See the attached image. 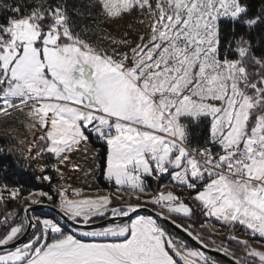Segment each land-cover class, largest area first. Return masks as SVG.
Instances as JSON below:
<instances>
[{
  "label": "snow or ice",
  "instance_id": "obj_1",
  "mask_svg": "<svg viewBox=\"0 0 264 264\" xmlns=\"http://www.w3.org/2000/svg\"><path fill=\"white\" fill-rule=\"evenodd\" d=\"M259 4L88 0L89 16L142 26L116 35L78 24L85 13L69 0H0V117L21 112L39 132L26 150L22 140L0 147L23 173L0 167V264H222L206 251L216 241L204 225L194 227L197 213L248 236L215 249L227 264H264L253 246L264 242ZM94 141L106 149L94 168L71 162ZM64 165L101 172L115 193L54 182L49 170L63 181ZM22 180L49 190L25 196ZM22 199V210L8 208Z\"/></svg>",
  "mask_w": 264,
  "mask_h": 264
},
{
  "label": "rangeland",
  "instance_id": "obj_2",
  "mask_svg": "<svg viewBox=\"0 0 264 264\" xmlns=\"http://www.w3.org/2000/svg\"><path fill=\"white\" fill-rule=\"evenodd\" d=\"M87 3L88 0H76L73 4H70L71 6L80 7L82 11H84L85 13L84 19H80L79 17H76L77 23L80 25L98 26L100 28H103L105 31L111 32L116 35H119L125 31H128L130 35H134L136 30H142V26L139 24L136 18L126 17L125 19L116 22H105L101 19L96 18L95 15L89 16L87 15V9L84 8V5H86ZM129 25H132V27L129 28ZM28 123L29 122L25 118V115L21 112H15L10 117H0V139L5 140V142H7L6 147H11L22 140L24 141V143L19 146L25 150L27 149L28 145L32 143L33 136L39 135L38 131L34 129H30L28 127ZM96 153H99V149L94 148L90 144H88L86 152L83 150L74 151L72 154H70V159L72 163L80 164L85 169L90 167L94 168L96 164L94 154ZM45 160L50 164L56 163L55 159H50L48 157H45ZM85 160H87V163H85ZM61 167L64 170L65 178L63 181H60L59 177L54 172L56 176L55 182L67 183L72 185L73 187H83L85 189L84 195H89V196H96L98 194L96 192L97 188L101 190L99 194H105L107 192L115 193L114 188L109 190L104 189L97 183L96 176L98 174V171L94 175L89 174L86 176L83 172H78L72 169L70 165H64ZM168 187L171 188L172 185L168 184ZM120 194L121 193H116V195H120ZM185 195H187V193H185ZM18 203L19 206L24 207V205L29 203V201L27 199H22ZM202 224L204 225L203 230H205L204 231L205 233L217 235L226 232L227 236H229L232 235L231 233L233 231V234L241 239L248 238V236L243 231H238L233 229L230 233L229 227L224 226L222 222L221 223L215 222L214 220L211 219L205 222V219L203 218L202 222L198 227L200 228ZM260 243L254 242L253 246L264 250L263 246L261 245L259 246ZM213 247H218V245L215 244V246Z\"/></svg>",
  "mask_w": 264,
  "mask_h": 264
},
{
  "label": "trees",
  "instance_id": "obj_3",
  "mask_svg": "<svg viewBox=\"0 0 264 264\" xmlns=\"http://www.w3.org/2000/svg\"><path fill=\"white\" fill-rule=\"evenodd\" d=\"M76 0H69V4H73ZM254 2V10L258 9L260 4H259V0H253ZM7 142H5V140H1L0 139V147H6ZM90 145L94 148L99 149V153H105L106 149L104 147H102V145L99 142H92L90 143ZM101 159H103V156L101 157ZM14 158L13 157H0V167H4L7 166L8 168V172H9V176L11 177V175L13 173H16L18 175L23 176V173L19 172V170L16 168L15 164L13 163ZM49 175L53 176V180L54 182L56 181V176L55 173L51 170H49L48 172ZM96 181L97 183L104 189H112L113 187L110 185V183L105 179V177L103 176V174L101 172L98 171V174L96 176ZM24 185V189H25V195H27V192L31 189H39V188H43L44 191H48V185L47 182H45L44 184H41L39 182H36L35 180H28L27 182H25L24 180L21 181ZM149 183L152 185V188L155 189L157 187V185L152 182L149 181ZM161 183H168V177L165 176L164 179L161 181ZM191 203L193 204V206H195V201H191ZM9 209H20L22 210L23 207L19 206V203L16 201H13L11 204L8 205ZM40 212H37V214H39ZM21 215L22 212H21ZM203 216L200 215L199 213H197V215L195 217H193V220H195V225L194 227H196L197 230H200V228L198 227L200 225V223L203 220ZM182 223L184 224H192L191 220H183ZM205 230H203V234L205 235V237L207 238L208 235H211L212 239L216 241V244L219 246L221 243L224 244H230L231 247H236L234 242H230L228 241V239H226L227 233H223V234H209V233H205ZM215 246V245H212ZM215 259L219 260L222 262V264H226L222 259L218 258V257H214Z\"/></svg>",
  "mask_w": 264,
  "mask_h": 264
},
{
  "label": "water",
  "instance_id": "obj_4",
  "mask_svg": "<svg viewBox=\"0 0 264 264\" xmlns=\"http://www.w3.org/2000/svg\"><path fill=\"white\" fill-rule=\"evenodd\" d=\"M45 205L48 204L47 201L44 202ZM27 205V204H26ZM24 205V207L26 206ZM23 207V208H24ZM34 208L37 209V212H44V213H49L51 215H57L58 216V213L52 209L51 207H43V206H32ZM141 214H152L151 212V209L150 207L149 208H144V209H141ZM169 228L173 231V232H177L180 236L184 237L185 239H187L189 241L190 244H192L193 246H196V242L195 241H192L190 237H187L186 234L178 229H175L173 228L171 225H169ZM217 247H213L211 246L209 249H207L206 251H208V253L213 256V257H218L220 259H222L226 264H227V260L226 258L223 256L222 253L216 251Z\"/></svg>",
  "mask_w": 264,
  "mask_h": 264
},
{
  "label": "crops",
  "instance_id": "obj_5",
  "mask_svg": "<svg viewBox=\"0 0 264 264\" xmlns=\"http://www.w3.org/2000/svg\"><path fill=\"white\" fill-rule=\"evenodd\" d=\"M211 220H214L215 222H218V221H216L215 219H211ZM220 223H221V222H220ZM232 230H233V229L229 228L230 233H231ZM231 234H233V231H232ZM245 237H246V236H245Z\"/></svg>",
  "mask_w": 264,
  "mask_h": 264
},
{
  "label": "built area",
  "instance_id": "obj_6",
  "mask_svg": "<svg viewBox=\"0 0 264 264\" xmlns=\"http://www.w3.org/2000/svg\"><path fill=\"white\" fill-rule=\"evenodd\" d=\"M260 245L264 247V242H261V243L259 244V246H260ZM257 246H258V245H257Z\"/></svg>",
  "mask_w": 264,
  "mask_h": 264
}]
</instances>
